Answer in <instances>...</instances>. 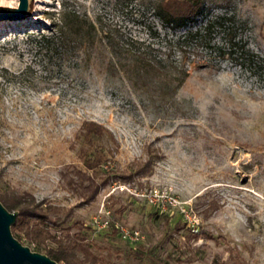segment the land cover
<instances>
[{"label":"rangeland","instance_id":"1","mask_svg":"<svg viewBox=\"0 0 264 264\" xmlns=\"http://www.w3.org/2000/svg\"><path fill=\"white\" fill-rule=\"evenodd\" d=\"M160 1L33 0L23 19L0 20V201L41 202L44 224L76 244L59 264H264V71L203 54L207 67L189 68L177 88L169 72L136 84L124 49H146L167 69L181 57ZM206 1L196 25L233 13L264 57V0ZM65 10L96 34L73 27L63 42L42 41ZM83 120L114 139L83 135ZM87 175L108 178L90 201ZM198 227L212 237L194 238ZM19 237L43 253L55 246Z\"/></svg>","mask_w":264,"mask_h":264},{"label":"trees","instance_id":"2","mask_svg":"<svg viewBox=\"0 0 264 264\" xmlns=\"http://www.w3.org/2000/svg\"><path fill=\"white\" fill-rule=\"evenodd\" d=\"M206 2V0L160 1L156 15L163 26L171 32L170 48L177 49L181 57L178 63L171 64L170 68L167 69L161 58H150L148 50L127 46L128 48L124 49L125 52L130 54L135 61L136 84L143 82L142 80L150 73L165 74V72H169L173 77V81L177 84V88L189 75V68L207 67V63L201 57L203 54H207L211 58L229 60L231 63L249 70L253 75L264 71V57L250 49L248 40L243 32L245 24L235 14L220 13L196 25V20L205 11ZM73 27L77 28L76 33L79 35L83 29H86L87 35L96 34L94 25L86 17L80 16L76 11L65 10L61 13L59 23L55 25V31L48 35L42 34L41 39L45 43L63 42ZM216 35L218 39H216ZM109 64L111 70L115 71L118 69L113 61H110ZM147 68H150L151 71L149 72ZM79 131L87 137H102L107 134L111 139H114L111 131L95 120H83ZM103 160L104 155L99 153L85 163L88 168H94L101 164ZM149 164L150 160H147L143 167ZM143 169L139 168L136 173L143 171ZM123 175V179H129L131 174ZM87 178L89 182L83 186V191L81 192L84 201L94 199L100 188L108 181L106 176L99 181L93 176L87 175ZM1 199L8 209L18 211L16 220L11 225V230L17 238L20 239L19 236L22 233L28 242H43L46 239H53L55 246L47 247L45 253L57 262L69 260L70 249L76 244L66 241L62 237H57L44 224L49 216L48 211L42 206L40 201H36L33 198L6 199L3 196H1ZM53 222L59 223L58 220ZM191 235L194 238L212 237L210 232L202 227L191 230ZM78 245L84 250L87 249L81 244ZM231 264L242 263L234 260Z\"/></svg>","mask_w":264,"mask_h":264},{"label":"water","instance_id":"3","mask_svg":"<svg viewBox=\"0 0 264 264\" xmlns=\"http://www.w3.org/2000/svg\"><path fill=\"white\" fill-rule=\"evenodd\" d=\"M33 0H18L17 8L0 9V20L23 19ZM17 210H9L0 201V264H59L48 254L33 250L14 236L11 225L15 222Z\"/></svg>","mask_w":264,"mask_h":264},{"label":"snow or ice","instance_id":"4","mask_svg":"<svg viewBox=\"0 0 264 264\" xmlns=\"http://www.w3.org/2000/svg\"><path fill=\"white\" fill-rule=\"evenodd\" d=\"M3 2H4V0H0V6H2Z\"/></svg>","mask_w":264,"mask_h":264}]
</instances>
